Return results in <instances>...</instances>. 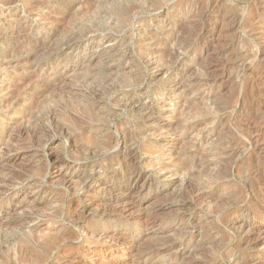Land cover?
<instances>
[{"label": "rangeland", "instance_id": "obj_1", "mask_svg": "<svg viewBox=\"0 0 264 264\" xmlns=\"http://www.w3.org/2000/svg\"><path fill=\"white\" fill-rule=\"evenodd\" d=\"M262 227L264 0H0V264H264Z\"/></svg>", "mask_w": 264, "mask_h": 264}, {"label": "bare ground", "instance_id": "obj_2", "mask_svg": "<svg viewBox=\"0 0 264 264\" xmlns=\"http://www.w3.org/2000/svg\"><path fill=\"white\" fill-rule=\"evenodd\" d=\"M204 5V4H203ZM217 5V4H216ZM209 18V17H208ZM209 24V23H208ZM230 24V23H229ZM228 25V24H227ZM214 27V26H213ZM215 29V28H214ZM3 39V38H2ZM224 56V55H223ZM235 59V58H234ZM243 66V65H242ZM122 68V67H121ZM130 74V73H129ZM215 74V73H214ZM260 75V74H259ZM122 77V76H121ZM109 78V77H108ZM121 79V78H120ZM108 80V79H107ZM119 82H120V80H119ZM110 84V83H109ZM123 84V83H122ZM102 85V84H101ZM115 86V85H114ZM116 90H118V89H116ZM120 90V89H119ZM169 125H170V123H169ZM176 125V124H175ZM250 134V133H249ZM252 134V133H251ZM257 139V138H256ZM255 140V139H254ZM258 146V145H257ZM195 163V162H194ZM200 167V166H199ZM195 170H196V168H195ZM137 175V174H136ZM142 176V175H141ZM138 179L140 178L139 176L137 177ZM262 180V179H261ZM140 181V180H139ZM188 181V180H187ZM190 182V181H189ZM203 195V194H202ZM251 227V226H250ZM263 228V227H262ZM264 229V228H263ZM253 230V229H252ZM262 231H264V230H262ZM250 233V232H249ZM248 234V233H247Z\"/></svg>", "mask_w": 264, "mask_h": 264}]
</instances>
